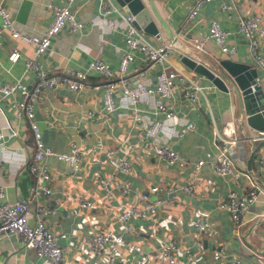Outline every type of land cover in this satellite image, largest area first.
Returning a JSON list of instances; mask_svg holds the SVG:
<instances>
[{"label":"crops","instance_id":"0c3cea01","mask_svg":"<svg viewBox=\"0 0 264 264\" xmlns=\"http://www.w3.org/2000/svg\"><path fill=\"white\" fill-rule=\"evenodd\" d=\"M13 17V24L21 32L40 34L53 13L48 2L65 3L66 0H2ZM157 31L163 40L170 41L165 28L152 10L149 0H141ZM161 17L175 35L184 23V17L194 0H152ZM237 8L221 10V0L204 2L201 19L189 30V34L203 33L212 17L231 29H235L237 15L256 12L264 15V0H235ZM70 6L82 26L71 29L64 24L51 37L49 48L40 55L45 68L60 71L68 68H84L93 57L110 62L116 69L124 47V31L107 30L98 20L99 0H72ZM122 8L128 11L127 7ZM136 21V20H135ZM145 36L153 43L159 41L154 32H148L136 21ZM176 40V39H175ZM237 53L228 56L216 44L207 42V51L186 48L179 45L170 53V66L178 72L194 78L205 86L197 92L196 100L188 101L179 90L175 91L170 101L181 120L192 119L194 126L184 135L177 136L174 130L178 124L168 123L159 137L169 142L186 157L183 162L169 164L157 157L141 140V130L132 119V109L121 87H114L117 107L102 114L103 87L102 74L90 71L87 83L80 89L73 90L64 85L44 87L35 105V115L45 143L57 151L67 150L72 141L83 148L95 146L81 160L80 168L73 176L67 174L68 163L55 155L47 157L51 170L50 192L39 190L32 193L33 174L27 168L25 158L32 157L34 151L33 135L24 116L15 113L11 105L12 95L0 93V127L4 132L0 154L3 163L0 166V184L7 199H23L29 202L31 211L28 220H35L37 206L48 209L43 213L46 225L54 232H64L59 238L64 257L61 264H109L106 260L92 255L87 246L89 235L97 230L110 229L122 232L125 239L138 242L145 249H153L166 238H175L179 247L177 256L192 264H231L233 255L240 258V264H264L257 257L264 255V166L256 160L264 153V138H251L245 132L241 100L235 90V83L224 77L229 90L217 87L208 77L192 69L182 61V55L199 60L215 72H225L223 60L247 62L255 68L256 75L262 80L264 91V69L247 52V41L236 35ZM259 50L264 54V35L259 36ZM16 48L20 51L17 60H10L8 52ZM32 43L12 36L7 29L0 35V77L18 78L25 83L33 81L34 74L25 70L24 58L31 55ZM138 58L133 66L141 67ZM159 64H152L148 73L149 82L155 84V74ZM231 84V85H230ZM140 102L142 113L148 117H161L162 112L154 111L158 93L147 95ZM90 111V112H88ZM232 121L239 137L240 148L235 153V164L242 169L238 177L216 173L208 163L202 164V171L191 191L180 187L192 173L198 157H212L217 152L220 138L217 131ZM11 126L16 133H10ZM104 148L113 149L118 155L125 156L130 168L114 171ZM114 172L117 179L129 182V191L122 193L112 182L111 192L102 187L99 177ZM252 183L258 186V193L245 211L238 224L231 220L229 212L218 206L230 188L244 191ZM158 184L161 189H152ZM138 194L145 193L148 198L168 197L169 203L160 204L156 211L147 217L133 216L128 219L131 228L122 230L117 214L124 206L136 200ZM92 203L82 206L81 199ZM52 209V210H51ZM200 215L210 221L212 227L198 230L193 219ZM199 243L193 242L194 238ZM192 259L182 252L187 246ZM222 248L223 252L215 258L213 251ZM138 256L135 250L123 247L114 258V264H134ZM0 264H51L44 255H37L35 249L25 246L15 232L0 235ZM146 264H162L149 260Z\"/></svg>","mask_w":264,"mask_h":264},{"label":"built area","instance_id":"2783aa9c","mask_svg":"<svg viewBox=\"0 0 264 264\" xmlns=\"http://www.w3.org/2000/svg\"><path fill=\"white\" fill-rule=\"evenodd\" d=\"M72 0H66L65 3L49 1L53 16L44 30L40 34H29L21 32L15 28L13 17L10 11L0 0V35L4 29L14 37H19L32 43L33 51L31 55L24 58L25 70L34 74L33 81L23 82L18 78L3 80L0 77V93L3 95H12L11 105L15 108V113L28 121L33 135L34 151L32 157L25 158L29 171L33 174L34 180L30 186L32 193L42 190L45 193L50 192L51 170L47 163L49 155H55L58 159L68 163L67 174L73 176L80 168L81 160L84 155L95 150L96 147L83 148L78 143L72 141L67 150L57 151L51 145L45 143L42 130L35 115L36 101L44 87H55L64 85L70 89L77 90L82 88L88 81L90 71L100 73L104 77L101 83L103 87V111L102 114L111 112L117 107L114 97V87L119 84L121 92L126 97L129 107L132 109V119L136 126L141 130L140 138L150 148L154 154L169 164L183 162L186 157L179 153L169 142L162 140L159 135L168 123L178 124L174 133L182 136L185 132L194 126L192 119L181 120L176 109L172 107L171 100L175 96V91L180 93L190 102L196 100L197 92L202 91L205 86L194 78L181 74L176 67L170 66V53L179 45L184 44L186 48H193L201 51H207V42L211 41L229 57L237 53L236 35L243 36L247 41L246 56L256 60L264 69V54L259 50V36L264 35V15L261 13H250L237 15L236 27L231 29L222 25L216 17H212L203 33L189 34V30L195 23L200 21L201 9L204 2L209 0H194L184 17V23L179 29L176 40L168 42L163 40L162 35L156 30L154 34L159 41L153 43L138 27L135 16L130 11H125L116 0H99L98 20L107 30L122 27L124 31V47L117 62L116 69H113L110 62L99 57L91 58L84 68H68L60 71H52L45 68L41 62L40 55L45 52L51 42V37L66 23L71 29H77L82 26V22L75 16V12L70 6ZM237 8L235 0H221V10H234ZM191 47V48H190ZM8 59L17 60L20 57V51L12 48L8 54ZM140 58L141 67L133 66V63ZM199 61V60H198ZM159 64V69L155 74V84L149 82L148 73L152 64ZM262 80L255 75L254 80L250 82L252 89L254 84L262 86ZM229 88L225 91H228ZM158 93L159 98L155 100L154 111L162 112L161 117H148L142 113L140 102L145 101L147 95ZM90 112V111H88ZM243 116L247 113L243 108ZM245 132L251 138H264V128L253 127L246 120ZM10 133H16L11 126ZM3 130L0 127V147L3 143ZM220 141L217 145V152L212 157H198L192 169V173L186 181L180 184V187L186 191H191L196 183L197 177L202 171V164L208 163L212 169L219 174H229L238 177L243 173L235 164V153L240 148L239 137L236 134V127L232 121H228L223 128L217 131ZM108 160L114 171L128 170L130 168L128 159L123 155L116 154L113 149L104 148ZM261 166H264V153L256 158ZM3 163V156L0 154V166ZM99 182L107 191L111 192L112 182L120 189L122 193L129 191V182L117 179L114 172L99 177ZM162 186L155 184L152 189H161ZM258 186L252 183L251 187L244 191H236L230 188L224 198L219 199L218 206L228 210L231 220L238 224L241 214L247 206L254 201L258 193ZM82 206H88L92 203L89 199H81L78 202ZM162 203H169L168 197L156 196L148 198L145 193L138 194L136 200L130 202L122 208L117 214V220L122 230H129L131 225L128 221L130 217H147L152 215L157 207ZM31 207L27 200L7 199L0 184V235L9 232H15L23 245L35 249L37 255L46 256L51 264H61L64 252L59 238L64 236V232H54L50 229L44 220L43 213L48 211L45 207L37 206L34 211L35 220L30 223L28 215ZM52 210V209H51ZM212 223L204 217L197 215L193 219V225L198 230L209 229ZM193 242L199 243L196 237ZM87 246L90 253L96 257L104 259L109 264H114V258L120 253L123 247L135 250L138 253L134 264H146L149 260H157L162 264H192L189 261L177 256L179 251L177 240L175 238H166L160 245L153 249H145L138 242L125 239L122 232H114L110 229H101L92 232L87 240ZM182 252L187 258L192 259V253L187 246L183 247ZM223 252L222 248L213 251L215 258H218ZM263 256H258L259 262L263 261ZM240 258L233 255L231 264H240Z\"/></svg>","mask_w":264,"mask_h":264},{"label":"water","instance_id":"95a60500","mask_svg":"<svg viewBox=\"0 0 264 264\" xmlns=\"http://www.w3.org/2000/svg\"><path fill=\"white\" fill-rule=\"evenodd\" d=\"M121 6L127 7L128 11L132 12L135 20L148 32H155L156 26L150 18L141 0H116ZM152 10L159 22L165 28L171 41L176 39L175 35L167 25L166 21L161 17L152 0H149ZM138 25V24H137ZM139 26V25H138ZM182 61L188 64L195 71L204 74L217 87L222 90H227L228 86L224 82L226 77L229 82L235 83L238 96L240 97L241 107L244 108L246 122L251 125L256 133L257 128H264V91L259 84H254V88L250 86V82L254 80L256 75L255 68L249 67L247 62L223 60L222 64L225 69L223 76L201 61H198L188 55H182Z\"/></svg>","mask_w":264,"mask_h":264},{"label":"rangeland","instance_id":"374dc122","mask_svg":"<svg viewBox=\"0 0 264 264\" xmlns=\"http://www.w3.org/2000/svg\"><path fill=\"white\" fill-rule=\"evenodd\" d=\"M231 85V84H230Z\"/></svg>","mask_w":264,"mask_h":264}]
</instances>
